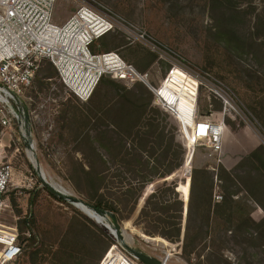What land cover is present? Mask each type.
<instances>
[{
  "label": "rangeland",
  "instance_id": "rangeland-1",
  "mask_svg": "<svg viewBox=\"0 0 264 264\" xmlns=\"http://www.w3.org/2000/svg\"><path fill=\"white\" fill-rule=\"evenodd\" d=\"M80 1L57 0L52 21L63 24ZM96 1L118 17L120 28L107 38L96 41L95 51H118L138 70L147 72L149 80L157 87L174 62L191 71L209 72L234 93L241 114L233 112L236 118L232 114L226 115L227 129L220 158L210 154L206 146L199 145L196 154L191 150L187 162L177 171L145 186L134 213L118 222L124 237V241H119L155 259L165 257L166 250H170L173 254L171 264H211L216 256L231 264H264V238L259 234L264 232V226L238 229L243 221L241 217L251 216L257 221L264 217V210L247 199L244 193L233 196L232 222L227 216H211L209 224L212 231L205 241L199 242L191 260L183 256L181 242L147 234L144 227L150 226L151 220H138L148 195L164 184H177L176 191L186 207L195 169L208 170L212 175L215 202L214 194L218 192L225 196L229 185L217 177L218 172L222 173L220 167L232 169L242 156L256 146L264 145V0ZM143 34L146 40L141 38ZM35 77L34 87L23 95L24 114L15 105L18 117H13L7 127L0 123V162L10 163L13 168L7 191L9 205L3 213V221L17 224L19 219L28 218L38 234L36 251L26 254L20 264H94L93 258L100 253L102 245L92 231L97 230L106 245L109 237H116L104 223L97 222L70 202L56 198L43 185L35 167L36 159L49 181L85 199V184L80 170L82 161L95 162L108 184L112 181L129 183L143 175H152L156 172L153 166L159 171L168 169L171 160L170 157L164 160L163 149L170 143L171 132L184 144L180 124L169 111L152 103L169 114L167 121L163 122L167 124V135L161 145L153 138L148 152H138L142 159L139 162L137 151H130L133 146L130 140L127 141L129 152L120 154L115 149L121 136L108 123L113 118L107 109L108 103L118 98L114 90L102 86L92 103L83 101L70 92L60 80L56 67L46 59L42 60ZM174 78L175 82L164 84L160 92L171 104L177 100L174 95L181 93L180 110L187 113L192 108L191 99L197 93L195 81L180 69L174 73ZM133 85L128 84L131 88ZM96 105L101 107L91 113ZM220 109L221 101L207 87H201L197 95V116L207 117ZM26 126H29L28 136L26 131L23 132ZM103 130L108 131L107 136L100 134ZM87 131L91 134L90 141L83 139ZM28 140L33 143V149L27 146ZM186 154L187 151L185 157ZM188 169L190 174L186 173ZM195 181L192 233L198 226L207 225L203 216L206 206L201 203L202 189L206 186L203 173H197ZM182 183H190V186L183 187ZM183 194L188 197L184 198ZM170 195L171 191H168L164 198L169 199ZM170 206L172 209V204ZM17 209L22 212L18 214ZM152 216L165 217V214L152 213ZM187 219L184 213L182 236ZM105 221L111 223L113 220L105 217ZM28 232L24 233V237H28ZM252 233L257 239L249 243L248 236ZM212 252L214 255H211ZM114 253L112 251L109 257H113ZM119 254L115 256L121 258ZM110 259H106L104 264H109ZM124 259L123 256L119 264H125Z\"/></svg>",
  "mask_w": 264,
  "mask_h": 264
},
{
  "label": "built area",
  "instance_id": "built-area-1",
  "mask_svg": "<svg viewBox=\"0 0 264 264\" xmlns=\"http://www.w3.org/2000/svg\"><path fill=\"white\" fill-rule=\"evenodd\" d=\"M56 1L0 0V123L3 126L11 125L13 117H18L15 105L24 114L23 95L32 88L39 66L46 59L56 67L60 80L70 92L83 101L92 96L106 76L127 85L137 81L144 83L155 95L153 104L162 106L178 120L187 151L184 163L191 150L196 154L199 145L206 146L210 154L220 158L227 129L226 115H241L238 99L229 88L211 73L191 71L177 62L172 64L161 85L154 86L147 72L138 70L118 51L93 50L96 41L120 28L118 17L110 9L96 0H81L72 15L59 25L52 21ZM141 38L146 40L144 34ZM178 69L196 84L192 125L183 122L179 110L160 92L161 86L175 82L174 73ZM201 87H207L221 101L222 109L199 118L197 95ZM12 172L10 163L0 162V264H20L25 252L17 224L3 221V213L9 205L7 191ZM214 198L221 201L223 195L216 192ZM26 234L29 236L30 232ZM112 251L114 256L109 257ZM165 254L157 260L161 264H171L172 252L166 250ZM123 256L125 264H148L129 251L118 238L99 264L110 258L109 264H119Z\"/></svg>",
  "mask_w": 264,
  "mask_h": 264
},
{
  "label": "trees",
  "instance_id": "trees-1",
  "mask_svg": "<svg viewBox=\"0 0 264 264\" xmlns=\"http://www.w3.org/2000/svg\"><path fill=\"white\" fill-rule=\"evenodd\" d=\"M111 34V33H110ZM109 36L105 35L102 38ZM99 39V40H102ZM107 38V37H106ZM95 45V44H94ZM93 45V47H94ZM94 50V48H93ZM49 63H51L49 61ZM51 65H53L51 63ZM54 66V65H53ZM39 71V69H38ZM37 71V73H38ZM36 73V76H37ZM36 78V77H35ZM35 82V80H34ZM35 84H33L32 88ZM102 86H108L114 90L118 95V98L108 103V110L113 119L108 123L113 126L115 133L121 136L118 146L115 149L118 153H124L127 151V141L133 142L130 151H137L136 157L139 162L141 158L138 152H148L149 143L153 138L161 145L166 137V125L163 122L167 121L168 113L162 112L161 109L155 107L153 103L154 94L144 83L137 81L134 83L133 88L129 87L123 81L111 78L103 77L92 96L87 100L90 103L97 97L98 90ZM101 106H95L91 109V113L98 111ZM185 114L183 110H180ZM89 112V115L91 114ZM88 114V113H87ZM107 130H103L100 134L107 136ZM171 132V131H170ZM85 141H90L91 134L87 131L83 135ZM169 145L163 149V158L166 160L170 157V167L168 169H159L155 166L152 168L156 170L154 174L143 175L141 178H136L129 183H106L105 176L102 175L103 171L97 168L95 162L91 160H85L80 163V170L82 174V180L85 184V200L94 204L100 209H105L111 213V219L114 222H121L124 219H128L134 213L137 202L141 197L144 188L147 184L153 183L156 179L165 178L167 175L177 171L184 163L185 159V146L183 143L176 139V136L170 135ZM137 142V143H135ZM91 148L92 146H88ZM95 149V148H94ZM86 152V151H84ZM129 152V151H127ZM149 162V161H148ZM158 170V171H157ZM189 170V169H188ZM187 170V171H188ZM222 173L218 172L217 177L221 180L229 183L227 193L223 195L221 201H213V177L209 174L208 170L195 169L192 175V190L190 200L188 203L187 211V225L184 236H182V220L185 213L184 201L179 197V193L176 191L177 184L173 183L172 186L164 184L152 191L146 198L145 206L142 208L138 220L143 218H149L151 225L144 227L145 232L149 235H161L172 242H180L182 240V254L185 255L188 260L193 258L195 250L197 249L200 241H205L210 235L212 229L209 221L212 215L227 216V219L232 222L234 209L233 196L239 193L246 194V198L253 200L258 206L264 210V145L260 144L256 146L249 153L241 157V159L235 164L232 169L220 167ZM203 173L205 176L206 186L202 189L201 203L206 206L203 210V216L207 219V225L198 226L195 233L191 232V218L193 215L192 197L194 194V188L196 185V174ZM120 184V185H117ZM183 187L190 186V183H182ZM224 187V186H223ZM235 187V189H231ZM171 191L169 199H165L166 193ZM190 192V191H189ZM55 196V195H54ZM63 201V199L55 196ZM184 198L187 195L183 194ZM31 203L33 197H31ZM13 204L16 205L15 200ZM170 204H172V209ZM22 211L17 209V213ZM152 213H159L162 216H152ZM170 219V221H168ZM243 221L238 226L240 230L251 229L252 225L256 227L264 226V217L259 221L253 219L251 216L241 217ZM92 224L96 225L94 221ZM80 224V222H79ZM17 226L20 231L21 243H25L24 256L36 251V246L39 244V238L34 228L30 225L28 218L19 219ZM26 231L30 232L28 237H24ZM93 234L99 239L101 247L100 253L93 258L94 264H99L104 257L110 246L115 243V239L111 236L108 239L106 245L105 239L99 235L97 230L92 231ZM260 237L264 238V232H259ZM254 234L248 236L249 243H254ZM183 237V238H182ZM214 255V252L211 253ZM31 256V255H30ZM212 258V257H211ZM231 264L228 260L221 259L220 257H213L211 264ZM91 264V263H90Z\"/></svg>",
  "mask_w": 264,
  "mask_h": 264
},
{
  "label": "water",
  "instance_id": "water-1",
  "mask_svg": "<svg viewBox=\"0 0 264 264\" xmlns=\"http://www.w3.org/2000/svg\"><path fill=\"white\" fill-rule=\"evenodd\" d=\"M26 124V123H25ZM25 131L27 133V136L29 133V126L25 128ZM27 146L31 149L34 148L33 146V143L28 140L27 141ZM35 166V165H34ZM36 169L38 171V174H39V177L43 183V185L55 196L63 199V200H66L68 202H70L71 204H73L74 206H77V207H81L82 209H89L91 210L92 212H94L95 214L99 215L100 217H102L103 219H105V217H110L111 219V213L105 209H100L98 207H96L94 204L86 201L85 199L83 198H79V197H76L74 195H72L70 192H68L67 190L63 189L62 187L56 185L55 183L51 182L48 180L45 172L43 171V168L41 167V165L39 164V161L38 159H36ZM174 173V172H173ZM172 174V173H171ZM190 174V173H189ZM170 175V174H169ZM168 176V175H167ZM166 176V177H167ZM187 211H188V203L186 204V207H185V214L187 215ZM89 213V212H88ZM89 215H91L89 213ZM97 221V220H96ZM98 222V221H97ZM108 227L110 229V233L118 238L119 240L121 241H124V237L122 235V231L120 229V224L117 223V222H114V221H111V223H108ZM115 229L116 233L113 231V228ZM125 247L131 251L132 253H134L135 255H137L142 261L148 263V264H161V262L155 258H152L148 255H146L145 253L137 250V249H134L133 247H131L129 244H127L126 242H123Z\"/></svg>",
  "mask_w": 264,
  "mask_h": 264
},
{
  "label": "bare ground",
  "instance_id": "bare-ground-1",
  "mask_svg": "<svg viewBox=\"0 0 264 264\" xmlns=\"http://www.w3.org/2000/svg\"><path fill=\"white\" fill-rule=\"evenodd\" d=\"M194 95V94H193ZM176 98H177V100L176 101H173L174 103H172V104H174L175 105V108L177 109V110H179V112L181 113V117L183 118L182 120H183V122L186 124V125H192L193 124V111H194V106H195V102H194V99H195V95L192 97L193 99H191V110H187L188 112L187 113H189L190 115H188V114H185V116L183 117L182 116V114H184L183 112H181L180 111V108H181V102H180V97H182L181 96V93L180 94H178V93H176L175 95H174ZM171 104V103H170ZM23 132H25V129H23ZM31 149V148H30ZM33 153H34V155L33 156H35L34 158H36V154H35V152L33 151V150H31ZM32 152H29V154H32ZM34 165V164H33ZM77 207V206H76ZM81 211H83L85 214H87L89 217H91V218H93V219H95V220H97L98 222H101V223H104L105 225H107L108 226V222L107 221H105V219H103L102 217H100L99 215H97V214H95L94 212H92L91 210H89V209H86V212L84 211V209H82L81 207H78ZM91 214V215H89V213ZM113 228V227H112ZM113 231L116 233V231H115V229L113 228ZM122 235H123V232H122Z\"/></svg>",
  "mask_w": 264,
  "mask_h": 264
},
{
  "label": "crops",
  "instance_id": "crops-1",
  "mask_svg": "<svg viewBox=\"0 0 264 264\" xmlns=\"http://www.w3.org/2000/svg\"><path fill=\"white\" fill-rule=\"evenodd\" d=\"M236 164V162L234 163V165Z\"/></svg>",
  "mask_w": 264,
  "mask_h": 264
}]
</instances>
